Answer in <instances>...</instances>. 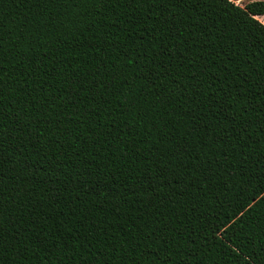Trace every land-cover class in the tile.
<instances>
[{
    "label": "trees",
    "instance_id": "16d2710c",
    "mask_svg": "<svg viewBox=\"0 0 264 264\" xmlns=\"http://www.w3.org/2000/svg\"><path fill=\"white\" fill-rule=\"evenodd\" d=\"M264 0H0V264H264Z\"/></svg>",
    "mask_w": 264,
    "mask_h": 264
},
{
    "label": "crops",
    "instance_id": "0c3cea01",
    "mask_svg": "<svg viewBox=\"0 0 264 264\" xmlns=\"http://www.w3.org/2000/svg\"><path fill=\"white\" fill-rule=\"evenodd\" d=\"M238 5H244L246 2L252 1V0H232ZM262 23H264V16L257 17Z\"/></svg>",
    "mask_w": 264,
    "mask_h": 264
}]
</instances>
